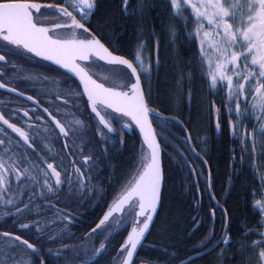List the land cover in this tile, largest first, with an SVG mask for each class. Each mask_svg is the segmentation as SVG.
Wrapping results in <instances>:
<instances>
[{"label": "snow or ice", "instance_id": "6c2138e0", "mask_svg": "<svg viewBox=\"0 0 264 264\" xmlns=\"http://www.w3.org/2000/svg\"><path fill=\"white\" fill-rule=\"evenodd\" d=\"M161 8L163 50L152 15ZM185 46L194 63L182 59ZM193 72L220 100L208 102L215 132L226 118L239 145L219 194L202 121L180 111L194 101ZM0 90L9 97L0 107V264H141L165 209L169 162L197 212L207 194L213 221L194 254L162 244L170 264L213 254L211 264H264V0H0ZM129 131L139 136L136 166L108 193L96 177ZM256 159L259 180L244 194L256 220L234 226L232 178ZM85 200L106 211L73 239ZM192 221L189 235L202 226L201 216Z\"/></svg>", "mask_w": 264, "mask_h": 264}, {"label": "trees", "instance_id": "16d2710c", "mask_svg": "<svg viewBox=\"0 0 264 264\" xmlns=\"http://www.w3.org/2000/svg\"><path fill=\"white\" fill-rule=\"evenodd\" d=\"M159 5L161 0H155ZM153 19L156 23V32L159 34L161 43V49L163 50L165 44L164 30L161 28V24L167 23V14L161 8L159 11L154 12ZM183 60H192L195 62L194 53L195 49L189 46L179 49ZM193 55H189V53ZM171 57V53H169ZM161 60L165 59L163 51L161 52ZM195 78L194 88V101L191 105H182L181 114L182 117H186L189 113L192 115L193 120L202 121L199 127V131L206 133L209 138L210 153L212 155L211 163L213 167V180H214V191L218 194L221 192L222 187L227 186L229 174L233 171L234 165L231 160V148L228 136L226 133L221 134L215 132L209 112H208V99L205 94V85L193 72ZM160 92L163 94L165 91V85L161 83ZM215 98V97H214ZM219 105L220 100L217 97L215 100ZM203 102V104H201ZM178 135L182 133L177 130ZM196 136V132H193V140ZM219 137V138H218ZM237 152V159H239V151ZM114 165L116 168V180L119 181L123 174L127 173L128 169L131 171L135 166L138 159V148H135V144H126L124 147L121 146L118 152L112 154ZM251 163L256 164V168L251 167ZM261 166L259 159L254 162L245 161L244 165L238 169L237 175L232 178V190L230 192L231 199L225 207L230 209V220L234 226L238 225L240 219L244 216H248L250 222H255L256 217L251 215V212L245 202V191L249 187H255L259 180L258 169ZM167 169V192L166 205L164 211L161 213L159 220L156 222L155 229L152 230V235L149 236L145 242V247L140 250V261L141 264H170L167 257L164 256L160 250L162 244L169 245L170 252H178L180 255L187 253H193L194 245H196L204 235H206L209 228V216L208 207L209 200L207 194L204 193L202 200L201 209L199 212L193 207L192 196L185 193L184 184L185 180L183 174L176 171L175 167L171 162L166 166ZM128 171V172H129ZM104 178H101V180ZM104 186L105 190L108 191L107 183ZM117 185V184H116ZM195 192V189L192 190ZM219 199V195L217 196ZM111 197L109 198V200ZM223 203V200L221 201ZM100 208L103 201L95 202ZM100 216L103 214L100 211ZM202 217V226L198 232L191 235L193 228V216ZM162 226L165 229L162 231ZM126 233L121 231L120 235L116 236L115 242L113 243V250L117 247L119 241L123 238ZM235 238V237H234ZM194 254V253H193ZM101 264H109V258L106 257ZM175 264V262H173Z\"/></svg>", "mask_w": 264, "mask_h": 264}, {"label": "flooded vegetation", "instance_id": "af4514ba", "mask_svg": "<svg viewBox=\"0 0 264 264\" xmlns=\"http://www.w3.org/2000/svg\"><path fill=\"white\" fill-rule=\"evenodd\" d=\"M208 101L209 100H217V96H212L209 92V89L207 88V86L205 85V94H204ZM215 97V98H214ZM9 100V97H7L3 90H0V101H4L5 105H0V107H3V109L5 111H7V101ZM18 103H27L26 101H19ZM13 106H15V104H13ZM222 117H224V113L222 110ZM223 133H226V135L228 136L229 131H228V125L226 122V118H224V120L222 121V127H221V131L219 134H221V137L223 135ZM229 141H230V147L234 148L236 150L239 151V145L235 144L232 142V139L230 137L229 134ZM124 145L123 147L127 144H135V148L139 149V136H138V132H127L124 136ZM194 142H195V137H194ZM114 152H110V159L108 160H102V166H101V170L98 174V176L96 177V179L103 181V186H105L107 183V187L108 188V193H112L113 191H115L117 185H116V168L114 165V160H113V154ZM262 162L260 161V164ZM127 172L129 171L128 169H126ZM110 178L112 180V182L110 183ZM95 182V181H93ZM110 198V196H109ZM209 210V207L207 208ZM102 210V212L106 211V207L104 202L102 203L101 208L96 204H89V202L87 200H85L82 203V206L76 209V215H77V221L75 223V226L72 228V232H73V239H78L79 237H81L85 232L90 231V228L92 226H94L95 222H98V219L100 218V211ZM209 213V211H208ZM209 216V214H208ZM209 227L212 225L213 221L210 219L209 217ZM208 231V230H207ZM207 234V233H206ZM215 234L217 236H219L221 234L220 232V213L219 210H217V217L215 220ZM235 239V238H234ZM114 251V250H113ZM215 254H213L214 256ZM213 256H206L203 259L198 261V264H211V261L213 259Z\"/></svg>", "mask_w": 264, "mask_h": 264}]
</instances>
